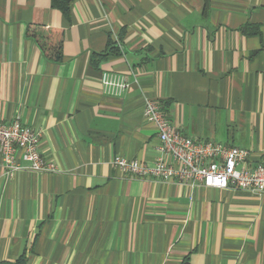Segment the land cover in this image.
I'll list each match as a JSON object with an SVG mask.
<instances>
[{
    "label": "crops",
    "instance_id": "0c3cea01",
    "mask_svg": "<svg viewBox=\"0 0 264 264\" xmlns=\"http://www.w3.org/2000/svg\"><path fill=\"white\" fill-rule=\"evenodd\" d=\"M105 70L127 77L122 95L103 91ZM147 98L183 133L264 162V0H75L68 15L51 0H0V120L31 126L59 167L9 174L0 154V261L264 264V192L113 164L158 158Z\"/></svg>",
    "mask_w": 264,
    "mask_h": 264
},
{
    "label": "built area",
    "instance_id": "2783aa9c",
    "mask_svg": "<svg viewBox=\"0 0 264 264\" xmlns=\"http://www.w3.org/2000/svg\"><path fill=\"white\" fill-rule=\"evenodd\" d=\"M100 82L103 91L112 96L122 95L129 86L124 74L108 70L101 73ZM143 114L155 126L160 139L158 158L153 165H148L138 158L116 157L113 164L122 172L139 178L151 176L189 184L199 182L216 189L264 192V162L249 165V149L204 141L183 133L169 120L161 103L153 98L145 100ZM19 153L27 166L20 163ZM0 154L9 174L23 168L37 172L59 170L54 161L41 153L39 133L19 118L10 123L0 120Z\"/></svg>",
    "mask_w": 264,
    "mask_h": 264
},
{
    "label": "trees",
    "instance_id": "16d2710c",
    "mask_svg": "<svg viewBox=\"0 0 264 264\" xmlns=\"http://www.w3.org/2000/svg\"><path fill=\"white\" fill-rule=\"evenodd\" d=\"M75 0H51L52 6L59 9L63 14L68 15ZM30 33L35 35V29L31 28ZM64 32L62 29H54L51 33V41L45 47L46 56L54 61L61 62L63 59ZM25 259L20 257L16 260H2L0 264H23Z\"/></svg>",
    "mask_w": 264,
    "mask_h": 264
}]
</instances>
